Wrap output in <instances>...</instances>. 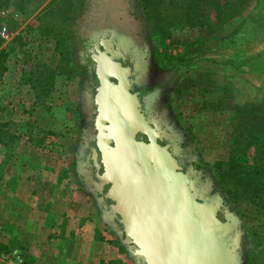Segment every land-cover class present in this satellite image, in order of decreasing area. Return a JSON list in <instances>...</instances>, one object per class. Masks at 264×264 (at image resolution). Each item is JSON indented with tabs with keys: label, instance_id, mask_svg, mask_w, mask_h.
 <instances>
[{
	"label": "rangeland",
	"instance_id": "374dc122",
	"mask_svg": "<svg viewBox=\"0 0 264 264\" xmlns=\"http://www.w3.org/2000/svg\"><path fill=\"white\" fill-rule=\"evenodd\" d=\"M81 1L0 0V121L15 138L22 126L38 134L78 187L89 130L86 70L73 37ZM120 2L144 27L164 80L167 126L195 157L210 194L239 222L238 264H264V194L244 188L229 165L232 156L242 172L264 160V0L241 7L238 0ZM10 253L0 264H13Z\"/></svg>",
	"mask_w": 264,
	"mask_h": 264
},
{
	"label": "water",
	"instance_id": "95a60500",
	"mask_svg": "<svg viewBox=\"0 0 264 264\" xmlns=\"http://www.w3.org/2000/svg\"><path fill=\"white\" fill-rule=\"evenodd\" d=\"M161 118V136L139 115L120 113L88 130L84 190L136 264H238V220L162 151L159 141L175 135Z\"/></svg>",
	"mask_w": 264,
	"mask_h": 264
},
{
	"label": "crops",
	"instance_id": "0c3cea01",
	"mask_svg": "<svg viewBox=\"0 0 264 264\" xmlns=\"http://www.w3.org/2000/svg\"><path fill=\"white\" fill-rule=\"evenodd\" d=\"M16 135L0 145V244L11 251L10 262L136 264L81 184L40 146L38 134L22 126Z\"/></svg>",
	"mask_w": 264,
	"mask_h": 264
},
{
	"label": "flooded vegetation",
	"instance_id": "af4514ba",
	"mask_svg": "<svg viewBox=\"0 0 264 264\" xmlns=\"http://www.w3.org/2000/svg\"><path fill=\"white\" fill-rule=\"evenodd\" d=\"M73 37L86 70L84 110L91 133L97 125L103 127L107 115L120 113L139 115L141 122L154 125L161 136L164 80L152 62L144 27L130 14L128 4L82 0ZM159 144L162 151L164 147L171 151L175 162L189 170L199 185H205L198 163L184 143L163 137ZM80 170L88 168L81 164Z\"/></svg>",
	"mask_w": 264,
	"mask_h": 264
},
{
	"label": "trees",
	"instance_id": "16d2710c",
	"mask_svg": "<svg viewBox=\"0 0 264 264\" xmlns=\"http://www.w3.org/2000/svg\"><path fill=\"white\" fill-rule=\"evenodd\" d=\"M239 1V6H243L246 3H248L250 0H238ZM3 58H5V53L0 52V79L1 76L3 75L4 71L6 70L5 66H4V61ZM6 126L7 123L5 122H1L0 121V145H4L5 144V139H8L9 141L12 139H14L13 136L9 135V133L6 131ZM264 154V151H263ZM232 156H231V160H229L230 162V170H237L238 174H241V176L243 177L241 181L242 185H244V188H246L247 190H252L251 192H256L257 194L262 193V196L264 194V160L259 162L258 165H255L253 167L249 166L247 168V170H245L244 168L242 169V172L239 170L240 166L236 165L234 163V165L232 164ZM233 178L234 181H237L238 175L236 174H232L231 176ZM255 181L257 182L255 184ZM240 183V182H239ZM262 203L264 204V197L261 198ZM8 250L7 248H5L4 246L0 245V256L3 255V253H7Z\"/></svg>",
	"mask_w": 264,
	"mask_h": 264
}]
</instances>
